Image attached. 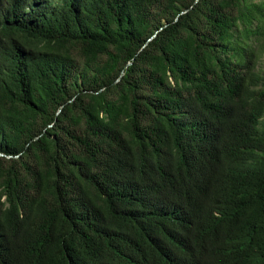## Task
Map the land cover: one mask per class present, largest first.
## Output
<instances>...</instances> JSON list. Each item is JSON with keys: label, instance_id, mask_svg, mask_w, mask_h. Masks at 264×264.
Instances as JSON below:
<instances>
[{"label": "trees", "instance_id": "trees-1", "mask_svg": "<svg viewBox=\"0 0 264 264\" xmlns=\"http://www.w3.org/2000/svg\"><path fill=\"white\" fill-rule=\"evenodd\" d=\"M0 264H264V0H0Z\"/></svg>", "mask_w": 264, "mask_h": 264}, {"label": "rangeland", "instance_id": "rangeland-1", "mask_svg": "<svg viewBox=\"0 0 264 264\" xmlns=\"http://www.w3.org/2000/svg\"><path fill=\"white\" fill-rule=\"evenodd\" d=\"M155 35L152 36V38L154 37Z\"/></svg>", "mask_w": 264, "mask_h": 264}]
</instances>
